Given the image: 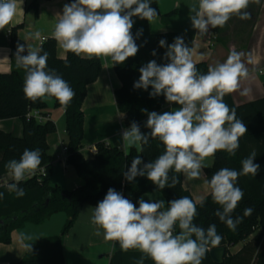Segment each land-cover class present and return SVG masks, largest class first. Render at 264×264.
Returning a JSON list of instances; mask_svg holds the SVG:
<instances>
[{"label": "clouds", "instance_id": "clouds-1", "mask_svg": "<svg viewBox=\"0 0 264 264\" xmlns=\"http://www.w3.org/2000/svg\"><path fill=\"white\" fill-rule=\"evenodd\" d=\"M250 3H259V0H199L198 9H193L194 15L190 16L192 27L205 35L209 28L224 27L233 16L249 19L250 13L246 10ZM150 5L151 0H74L64 5L62 14H57L59 19L53 35L66 52L87 58L111 57L114 65L123 64L138 52L139 46L131 32L133 17L150 22L158 16ZM16 11L17 0H0V29L11 23ZM141 33L142 30L137 35ZM35 36L39 38L40 33ZM159 45L167 47L164 59L168 62L158 64L151 60L144 64L133 87L144 90L151 87V97L163 95L166 102L180 107L162 114L142 109L147 113L145 127L150 132H141L133 121L123 131L122 140L126 146L147 145L150 138H158L163 143L162 155L149 163H143L136 156L123 173L129 182L137 176H146L162 190L174 187L179 180L173 176L169 184L170 171L198 179L203 174L202 162L206 158L218 151L235 156L247 127L237 118L236 110L224 102V97L237 91L240 80L248 77V69L242 60L245 54L232 50L223 63L209 66L207 73L202 74L193 61V49L185 45L182 37H176L170 45L161 39ZM24 51L25 46L18 44L15 59L17 66L26 72L23 87L26 98L36 101L55 97L60 104L68 106L75 92L61 75L48 69V53L41 55L42 49L27 48L28 54L21 55ZM256 156L253 151L244 158L240 171L222 168L210 181H205L213 201L222 208L215 215L233 231L243 219L232 216L244 195L237 181L240 176H257L260 165L254 163ZM41 163L39 149H25L19 160H9L5 167L13 182L7 184L8 191L23 197L25 190L19 186L20 182L34 175ZM138 204L136 207L122 193L109 188L93 208L91 222L104 230L106 240L118 241L124 251L137 249L154 264H201L209 245L215 247L221 242L215 224L205 230L194 223L197 204L202 207L203 199L193 201L185 196L167 202L165 208L164 200L146 201L141 197ZM251 212L247 208L244 215ZM177 225L179 233H176ZM28 247L31 249V245ZM143 258L139 264H143Z\"/></svg>", "mask_w": 264, "mask_h": 264}, {"label": "trees", "instance_id": "trees-1", "mask_svg": "<svg viewBox=\"0 0 264 264\" xmlns=\"http://www.w3.org/2000/svg\"><path fill=\"white\" fill-rule=\"evenodd\" d=\"M25 6L36 13L38 0H29ZM150 6L156 9L162 23L170 22L175 16V11L160 15L156 0H151ZM133 20L131 32L139 46L138 52L123 64L114 65L112 61L113 70L120 81L119 87L114 90V99L117 110L123 115L126 128L135 121L141 132L148 133L150 129L145 127L148 116L141 110L159 112L166 100L163 95L151 97L149 95L151 87L148 90L133 87L134 82L139 79V69L151 60H156L158 64L168 62L164 59L167 47L159 45L161 39L170 45L176 37H182L187 45L188 37L180 33L152 34L149 32L146 19L133 17ZM19 27L20 25L12 27L8 33V44L15 54L18 44L25 46L23 40L17 36ZM222 28H210V32L219 34ZM140 30L142 33L137 35ZM38 49H42L41 55L43 52L48 53V69H53L61 75L75 92L74 98L66 107L55 97L50 98L53 100V107L64 109L66 163L74 168L82 183L73 189H64L60 185L50 183L52 157L48 153L47 136L56 131V124L47 113L43 114L46 117L43 121H38L32 114V111H43L47 108L46 97L36 101L26 98L23 91L25 79L15 71L0 73V119L19 118L23 123L20 136L0 130V180L9 173L5 167L7 162L11 159L19 160L25 149H39L42 159L35 174L25 177L20 182L19 186L25 190L23 197L18 198L14 192H9L7 187L0 186V193H3V197L0 198V243L8 244L11 232L22 228L26 223L39 225L52 214L63 212L66 215L59 235L40 238L21 259L10 264H65L62 237L74 225L83 204L90 203L95 207L103 200L109 188L120 191L136 207L143 194L154 190L162 195L165 208L167 202L171 200L185 196L192 199V195L182 186L180 174L174 171L169 172L168 183H172L173 176H178V182L174 187H165L162 190L157 189L146 176H137L132 182L125 179L123 173L130 168L134 157L140 156L143 163H149L164 153L165 146L158 138H150L147 145L140 144L139 153L134 147L125 152L121 148L110 146L107 142L98 141L94 145L92 157H85L81 152L84 126L81 105L87 93V85L98 77L101 69L100 60L97 57L77 56L72 52H66L64 58H59L56 55L54 38L45 40ZM153 51L156 52L155 56L152 55ZM21 55H26V50ZM195 64L200 73H207L208 63L200 61ZM224 102L236 110L237 118L247 127V133L240 138V146L235 156L229 155L226 151H218L212 157V163L203 168L205 179L210 181L213 174L222 168L240 171L241 161L253 151L257 155L254 163L260 165V170L257 176L249 174L238 178L237 186L242 189L244 195L232 216L233 219L236 217L243 219L234 231L215 215L217 210L222 211V208L213 201L211 191L203 198L202 207L197 204L194 223L205 230L215 224L216 231L222 239L218 246L209 245V250L225 247L226 254L222 264H264V97L235 104L231 94H228L224 97ZM142 166L143 164L140 165ZM40 168L44 169V176L37 173ZM12 182L11 177L8 184ZM247 208H251L252 212L245 216L244 211ZM179 231L177 225L176 233ZM192 238L195 239V236ZM239 243L238 249L229 251L230 247ZM208 251L201 264H214L208 256ZM142 257L143 264H154L140 251L124 250L114 251L108 264H139Z\"/></svg>", "mask_w": 264, "mask_h": 264}, {"label": "crops", "instance_id": "crops-1", "mask_svg": "<svg viewBox=\"0 0 264 264\" xmlns=\"http://www.w3.org/2000/svg\"><path fill=\"white\" fill-rule=\"evenodd\" d=\"M28 1L17 0V11L13 20L4 29H0V73L15 71L23 79L26 77V72L17 66L15 53L8 44L9 30L20 25L17 36L23 40L27 55V48L38 49L45 40L54 38L55 24L59 19L57 14H62L64 5L71 3L70 0H38L35 13L32 9H26L25 5ZM156 4L160 15L175 11V16L168 23H162L159 15L150 22L147 20L150 33L164 34L166 32L186 35L188 37L186 46L193 49L194 63L205 61L208 66L223 63L232 50L244 53L242 60L248 69V77L240 80V87L231 93L232 100L235 104H241L264 97V0L249 4L246 10L250 13L249 19L242 20L233 16L219 34L211 33L209 28L205 35H200L198 30L192 27L190 20V16L194 15L193 9H198L199 0H156ZM37 32L40 33L39 38L35 36ZM55 41L57 57L64 58L66 51L56 39ZM82 56L87 58L83 54ZM98 58L101 63L100 72L98 77L87 85V93L81 105L84 125L81 152L85 157L91 158L95 143L104 141L125 152H128L130 147H134L139 153L140 144L126 146L122 140V133L127 126L115 104L114 90L119 87L120 81L113 70L111 57ZM249 59L251 63L248 62ZM245 90L247 94H243ZM179 107L178 104L166 102L157 113L162 114ZM32 113L42 116L47 113L56 124V131L47 136L48 153L52 157L50 183L60 185L64 189L78 187L82 181L74 168L68 165L66 160H58V157L53 159L52 156L53 149L63 141L59 133V125H61L59 123L62 120L64 122V109L53 107L52 100L51 103L47 102L45 110L32 111ZM22 124L19 118L0 119V130L20 136ZM62 131L65 134L64 124ZM202 163L203 168L209 166L212 163V157L206 158ZM180 176L183 188L192 195L194 201L203 199L210 192L205 183L207 179L204 172L198 179H188L182 173ZM11 177L10 173L4 175V178L8 180ZM157 194L160 193L154 190L141 197L146 201H156L159 200ZM81 212L82 210L74 225L62 237L65 264H108L111 254L116 250H122L119 242L104 238V230L91 222L92 210L89 213ZM56 214L60 212L52 214L39 225L26 223L22 228L13 230L10 242L0 243V264H10L21 259L29 249L28 246H32L42 237L59 235L66 215L63 213L62 218L55 217ZM81 214H83L82 219ZM235 246H238L236 248L238 249L240 243Z\"/></svg>", "mask_w": 264, "mask_h": 264}, {"label": "rangeland", "instance_id": "rangeland-1", "mask_svg": "<svg viewBox=\"0 0 264 264\" xmlns=\"http://www.w3.org/2000/svg\"><path fill=\"white\" fill-rule=\"evenodd\" d=\"M46 100H47V102H49V103H51L52 102V99L50 98V97H46ZM56 111H58V110H56ZM59 124H61V125H59V133H60V136H61V138H62V142L61 143H63V144H66V135L63 133V131H62V129H63V124H64V122H63V120L59 123ZM61 153V146L60 145H58V147H56V148H54L53 149V151H52V156L54 157L53 159H55V158H57V155H59ZM117 191V190H116ZM157 195H159V200H163V197L162 196H160V194H157ZM157 201V200H156ZM93 205L92 204H90V203H85V204H83V206H82V208H81V210H82V212L81 213H89L91 210L93 211ZM59 215V216H58ZM82 215L83 214H81V219H82ZM55 217H64V214H63V212H60V214H56V216ZM53 219H57V218H53ZM66 220V219H65ZM65 220H64V222H65ZM64 222H63V224H64ZM63 224H62V226H63ZM62 228V227H61ZM238 246H235V247H232V248H230L229 249V251L230 252H232L233 250H235L236 248H237Z\"/></svg>", "mask_w": 264, "mask_h": 264}, {"label": "built area", "instance_id": "built-area-1", "mask_svg": "<svg viewBox=\"0 0 264 264\" xmlns=\"http://www.w3.org/2000/svg\"><path fill=\"white\" fill-rule=\"evenodd\" d=\"M33 116L38 120V121H43L46 117L43 115H36L34 113H32ZM61 146V153L57 156L58 157V160L60 159H64L66 160V155H67V148H66V145L61 143L60 144ZM37 173L41 176H44V169L43 168H40ZM7 184H8V179H5L4 176L3 178L0 180V186H5L7 187Z\"/></svg>", "mask_w": 264, "mask_h": 264}, {"label": "water", "instance_id": "water-1", "mask_svg": "<svg viewBox=\"0 0 264 264\" xmlns=\"http://www.w3.org/2000/svg\"><path fill=\"white\" fill-rule=\"evenodd\" d=\"M225 254H226L225 247H217V248L210 249L208 251V256L210 260L214 262V264L224 263L223 261H224Z\"/></svg>", "mask_w": 264, "mask_h": 264}]
</instances>
